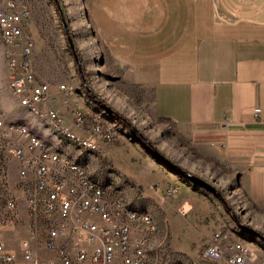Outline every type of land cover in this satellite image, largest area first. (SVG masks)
<instances>
[{
    "label": "rangeland",
    "instance_id": "1",
    "mask_svg": "<svg viewBox=\"0 0 264 264\" xmlns=\"http://www.w3.org/2000/svg\"><path fill=\"white\" fill-rule=\"evenodd\" d=\"M8 3L30 11L25 29L33 40L36 80L51 86L54 104L62 106L69 116L75 96L78 98V94L69 97L70 86L83 93L93 108L104 110L111 122L118 121L120 147L113 149L111 159L101 157L102 150L88 152L20 107L7 87L0 39V110L4 120L26 123L58 153L81 165L100 183L109 184L122 205L148 212L156 224L147 248L148 264H226L225 258L209 261L200 257L216 232L222 235L223 245L244 240L264 260V206L251 201L240 189L237 175L226 163L211 156L200 158L191 146L187 149L178 129L151 115L148 95L137 97L138 90L125 79L123 67L107 59L101 49L89 0H0V7ZM61 84L70 89V101L57 91ZM123 158L132 159V169L142 170L143 185L117 172L115 165L126 169ZM168 172L182 177L183 195H168L166 189H162V196L156 194L160 186L154 182L175 177ZM108 173L111 179L106 178ZM11 180L13 184L17 181L15 172ZM25 211L20 202L3 235L7 249L18 258L20 242L27 234Z\"/></svg>",
    "mask_w": 264,
    "mask_h": 264
},
{
    "label": "crops",
    "instance_id": "2",
    "mask_svg": "<svg viewBox=\"0 0 264 264\" xmlns=\"http://www.w3.org/2000/svg\"><path fill=\"white\" fill-rule=\"evenodd\" d=\"M89 11L101 49L123 67L137 97L148 95L151 115L178 129L200 158L226 163L264 206V0H89ZM70 87L69 97L78 94L73 109L114 127L116 139L100 151L111 159L118 121ZM121 162L126 169L114 164L117 172L143 185L132 159ZM174 176L154 180L158 196L170 186L183 195L182 177Z\"/></svg>",
    "mask_w": 264,
    "mask_h": 264
},
{
    "label": "built area",
    "instance_id": "3",
    "mask_svg": "<svg viewBox=\"0 0 264 264\" xmlns=\"http://www.w3.org/2000/svg\"><path fill=\"white\" fill-rule=\"evenodd\" d=\"M30 11L8 3L0 7L1 45L8 59V88H16L21 106L52 121L62 132L87 145L111 144L116 137L98 120L88 121L82 109H73L66 119L55 107L52 88L37 82L32 61L33 40L26 31ZM68 98L63 84L57 87ZM15 172L17 181L11 177ZM168 195L176 193L168 188ZM20 202L26 209L27 234L20 242V258L7 249L4 230L17 214ZM147 224L117 207L109 192L87 185L82 169L38 148L23 129L0 122V264H144L142 239ZM216 232L200 257L226 264H264L248 245H223Z\"/></svg>",
    "mask_w": 264,
    "mask_h": 264
},
{
    "label": "bare ground",
    "instance_id": "4",
    "mask_svg": "<svg viewBox=\"0 0 264 264\" xmlns=\"http://www.w3.org/2000/svg\"><path fill=\"white\" fill-rule=\"evenodd\" d=\"M0 39L2 41V31L0 29ZM3 50V59H4V48L2 47ZM5 61V66H6V73H8V68H9V61L8 59H4ZM8 87V86H7ZM63 88L66 89L67 93L69 92V88L65 85H63ZM9 91L11 92L13 98H15V100L17 101L18 105L24 109H26L28 111V113L33 114L34 116H37L38 118L42 119V116L40 114H38L37 112H34L32 109H28L26 108V106H21L20 103V98L17 97V93H16V88H8ZM98 120V119H96ZM0 122L1 125H9L13 128H17V129H23L25 131V136L29 137L30 139H32L34 141V143H36L38 145V148H42L45 150H50V153L53 154L54 156H57L59 159H62L63 161H65V163L67 165H70L72 167L75 168H80L83 171L84 174V179H87V185L89 186H93V189L97 190V192H109L111 193L114 198H117V196L115 194H113L111 192V187L109 184H104V183H100L94 179H92L89 174L87 173V171L79 164H77L76 162L72 161L71 159H69L68 157H66L65 155H62L60 153H58L56 150H54L52 148V146H50L48 143H46L42 138H40L39 136H37L35 133H33L30 129V127L24 123V122H6L3 118L2 112L0 110ZM45 124L47 126H50L51 129L54 131L55 134L60 135L70 141H73L74 143H76L79 147L85 149L88 152H98L100 149V147H95V146H91V145H87V141L86 140H77L74 137H71V135H67L66 133L62 132V128H58L57 125L54 124V122L52 121H46L44 120ZM98 122H100L102 125H104L107 129V131H109L111 133V135H113L114 137H116V133L114 130V127L108 123H103L101 121L98 120ZM106 122V121H105ZM117 207H121L123 211H125L127 214H129V216H135V217H139L143 220V222H145L147 224V229H148V235L145 236L144 239H142V247H145V258H144V264H148V259H147V248L148 245L151 241V238L153 237L155 231H156V224L153 220V218L151 217V215L144 211V210H140V209H135L132 207H126L124 205H122L119 200L117 199ZM238 243L241 244H245L244 240L242 241H237ZM246 245V244H245Z\"/></svg>",
    "mask_w": 264,
    "mask_h": 264
},
{
    "label": "water",
    "instance_id": "5",
    "mask_svg": "<svg viewBox=\"0 0 264 264\" xmlns=\"http://www.w3.org/2000/svg\"><path fill=\"white\" fill-rule=\"evenodd\" d=\"M194 180L197 181L198 183H200V184L206 186V187H210L208 184H206L204 181H202L201 179H199V178H197V177H195Z\"/></svg>",
    "mask_w": 264,
    "mask_h": 264
},
{
    "label": "trees",
    "instance_id": "6",
    "mask_svg": "<svg viewBox=\"0 0 264 264\" xmlns=\"http://www.w3.org/2000/svg\"><path fill=\"white\" fill-rule=\"evenodd\" d=\"M93 98L95 97V96H92ZM98 103H100V104H102L101 102H98ZM103 105V104H102ZM104 106V105H103ZM105 107V106H104ZM165 163H168V161H166Z\"/></svg>",
    "mask_w": 264,
    "mask_h": 264
}]
</instances>
